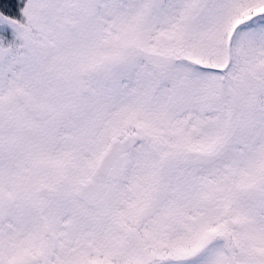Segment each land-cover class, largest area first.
<instances>
[{
	"label": "snow or ice",
	"instance_id": "6c2138e0",
	"mask_svg": "<svg viewBox=\"0 0 264 264\" xmlns=\"http://www.w3.org/2000/svg\"><path fill=\"white\" fill-rule=\"evenodd\" d=\"M0 264H264V0H0Z\"/></svg>",
	"mask_w": 264,
	"mask_h": 264
}]
</instances>
